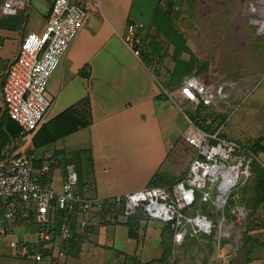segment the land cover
I'll return each mask as SVG.
<instances>
[{
  "label": "crops",
  "instance_id": "1",
  "mask_svg": "<svg viewBox=\"0 0 264 264\" xmlns=\"http://www.w3.org/2000/svg\"><path fill=\"white\" fill-rule=\"evenodd\" d=\"M76 1L69 0V3ZM52 2L26 0L25 8L15 15L0 16V71L13 61L20 41L27 34L44 28ZM172 3L173 0H98V11L89 15L62 58L61 67L48 80L47 92L53 105L30 150L36 168L45 150L55 152V164L47 178L40 181L42 184L59 190L66 168L73 165L79 182L86 181L82 184L94 189V195L89 197L105 199L138 191L134 189L142 185L138 181L148 186L157 173L167 175L166 169L161 172V166L167 157L165 144L169 145L173 132L169 116L171 113L177 116L176 111L181 109L166 93L177 90L184 80L194 75L173 76L174 64L164 67L170 62L167 64L163 48L153 41L158 33L153 23L156 9H171ZM129 25L135 26L141 37L138 57L123 39ZM181 55L185 57L184 52ZM185 109L188 108L182 111ZM6 118L0 96V128L7 134V137L0 136V147L18 137L19 126ZM79 122L86 125L79 127ZM5 125L10 128H4ZM70 127L75 131L61 134ZM186 130L179 139L171 138L172 142L182 141L186 145L183 138ZM263 136L260 144L264 147ZM124 222L79 232L66 246L64 242L59 245L66 249L63 256L43 249V260L39 263L30 260L28 264H127L128 258L146 263L161 257L162 224L143 220L133 238ZM261 225L257 222L246 232L258 244L250 249L243 264H264V227ZM101 227H110V230L101 233ZM27 228L23 225L11 228L0 241V252L16 258L9 246L15 240L14 235L21 244L35 242L38 227L29 231ZM120 228L128 243L122 249L105 244L106 236L112 232L116 239ZM148 250L154 251V255L149 252L147 259Z\"/></svg>",
  "mask_w": 264,
  "mask_h": 264
},
{
  "label": "built area",
  "instance_id": "2",
  "mask_svg": "<svg viewBox=\"0 0 264 264\" xmlns=\"http://www.w3.org/2000/svg\"><path fill=\"white\" fill-rule=\"evenodd\" d=\"M25 5L26 0H0V14L13 16ZM97 5L98 0H77L73 4L69 0H53L44 28L27 34L20 41L13 61L0 71L2 113L20 128L17 139L2 145L0 151V241L16 225L36 224L35 242L9 243L16 257L34 263L43 260L41 250L56 251L61 257L66 249L59 245L64 242L66 246L79 232L121 223L137 211L148 220L162 225L170 223L175 245H181L188 236H209L214 228L212 219L201 213L187 216L182 212L199 195L203 205L221 211L225 220L227 201L239 194L250 176L253 155L242 145L221 136L224 122L212 130L191 123L183 134L185 144L193 151L191 164L184 179L173 185L147 186L102 199L77 194L78 174L69 167L59 190L38 180V173L47 175L55 164L54 150H45L36 172L34 156L30 153L35 134L46 122L53 105L47 94L48 80L89 15L98 11ZM123 39L138 57L141 37L137 28L129 25ZM225 86L216 87L193 75L177 90L166 94L177 105L195 111L200 105L211 106L214 94L227 97ZM237 211V220L244 221V208ZM219 225L222 226V220Z\"/></svg>",
  "mask_w": 264,
  "mask_h": 264
},
{
  "label": "rangeland",
  "instance_id": "3",
  "mask_svg": "<svg viewBox=\"0 0 264 264\" xmlns=\"http://www.w3.org/2000/svg\"><path fill=\"white\" fill-rule=\"evenodd\" d=\"M171 12L173 24L182 32L183 37L176 35L173 27L172 30L168 27H160L163 32L157 30L158 33L153 41L161 49L163 48V58L168 59L167 64L170 62L164 67H171L174 64L171 74L179 78L194 74L204 82L213 83L216 87L225 84L224 92L227 97L219 98L214 94V103L210 108L215 115L221 116L222 120L227 117L226 124L222 128L224 137L245 146L256 141L264 134V0H173ZM172 43L180 47L184 46L185 57L180 56L182 52L174 50L175 46ZM60 67L61 63L54 73ZM153 72L157 75L156 71ZM158 81L160 82L159 78ZM180 109L182 111L183 107L180 106ZM181 111H176L177 116L174 113L169 116L170 130L173 131L171 138L179 139L182 132L190 126L186 118L189 119L192 116V111L190 109H185L183 113ZM221 118L216 119L211 130L219 125ZM171 138L169 145L165 144L167 157L161 166V172H165L166 169L168 176L173 177L175 181L184 178L187 174L193 151L182 144V141L172 142ZM69 168L74 169V166ZM251 168L257 172L256 162L251 165ZM36 169L38 168L34 167L35 171ZM82 183L87 182H79L78 179L75 192L86 197L94 195V189ZM138 183L142 185L134 188L135 190L147 187L144 181H138ZM241 188L243 187H240V190ZM240 190L236 197L231 198L233 202L230 203L229 210L225 211L226 215H232V217L225 215V220L221 211L203 205L198 195L195 207L188 213L199 212L208 219H212L214 228L211 235L188 236L181 245H175L172 240L173 250L165 262H158L160 257L150 259L144 264H243V257L239 254L238 248L245 235L244 224L247 215L252 211L247 204V194H243ZM242 207L243 212L246 213L245 220L238 221L237 209ZM182 213L187 215V211ZM251 217V224L254 225L257 222L264 224V212L260 207H254ZM221 220L222 226L219 225ZM147 222L161 224L155 220H147ZM23 226L34 230L37 228L36 224ZM29 228H27L28 231ZM122 229L118 230L116 239H113L110 232L104 243L122 249V245L128 243L125 242L126 237ZM34 230H32L33 237ZM99 230L104 233L109 231L110 227H101ZM13 238L17 242L16 235ZM149 252L151 256L154 255V251L148 250L145 253L147 259L150 257ZM16 262L28 264L30 260L7 256L5 251L0 252V264Z\"/></svg>",
  "mask_w": 264,
  "mask_h": 264
},
{
  "label": "trees",
  "instance_id": "4",
  "mask_svg": "<svg viewBox=\"0 0 264 264\" xmlns=\"http://www.w3.org/2000/svg\"><path fill=\"white\" fill-rule=\"evenodd\" d=\"M170 12H171V9L168 7L165 9L164 8L163 9L162 8L156 9L155 18L153 21L156 29L157 30L159 29L163 32V29H161V28H163V26L166 28L168 27L171 30L173 27L174 33L178 36L182 35V37H183L182 32L174 26L172 18L170 17ZM164 31L167 32V30H165V29H164ZM172 45L175 46L174 48L177 52H180V53L185 52L184 46L180 47L176 43H172ZM211 107L212 106L204 107V106L200 105L195 111L192 112V116L189 118L190 122L194 125H197L201 129L206 128V130H209L211 128V126L213 125V123L216 121V119L221 118V116L214 114V111H212L210 109ZM203 111H206V112H203ZM226 118H224L223 120L221 118L220 124H223L224 122H226L225 121ZM6 119L11 122V120L8 117ZM13 123H15V122H13ZM44 125L41 127V129L44 127ZM84 125H86V123L79 122V127L84 126ZM7 126L8 125H5L4 128H10ZM75 129H77V126L75 127ZM75 129H72L70 127L69 129H67L65 131H61V134L65 135L68 133H72L73 131H75ZM19 131H20V128H19ZM19 131L17 134H19ZM1 135L4 137H7V134L4 133V130H1V128H0V136ZM36 136L37 135H35V137L33 139V145H34V140H35ZM221 136L224 137L223 132H221ZM53 138H51V139H53ZM262 139H263L262 137H259L256 141L250 143L249 145L247 144V146L242 145V148L249 151L251 153V155H253V158H252L251 163H250V176L248 177V179L246 180V182L242 186L243 188H241V190L240 189L239 190L241 192L243 191V194H247V202H248L247 204H248V206H250L252 212H253L254 207H256V208L260 207V208H262V211L264 212V147L260 144ZM50 141L51 140H49L48 142H50ZM186 147L190 148L189 146H186ZM0 151H1V147H0ZM261 156H262V158H261ZM257 160H259V162ZM254 162H256V164L258 166V169H256L257 172L253 171L251 168V165ZM37 177H38L39 181H42V179L47 178V175H41L38 173ZM183 179L184 178H182V179L179 178L178 180L173 181V177L168 176V174L163 175V174L157 173L156 176L152 177V179L149 183V186H151V187L169 186V185L175 184L176 182L182 181ZM197 198H198V196H197ZM232 202L233 201H231V198H229V200L227 201V206L224 210V214H225V211H227L226 209L229 210V207H230L229 205ZM193 207H195V203L189 209L184 210V211H187V216L194 215V213H188L189 210H192ZM204 210H202V212ZM252 212L247 215V219H246V222L244 224L245 225V229H244L245 235H243V238L240 242V246L238 248L239 254L241 255V257H243V262H245L246 256L250 252V249L258 244L257 241H252V238L250 236L246 235V232H248V230L253 229V226H254L253 224H251L252 222L250 221V219L252 218L251 217ZM184 215H186V214H184ZM226 216H228V215H226ZM228 217H232V215H229ZM143 220L147 221L148 219L144 216V214L141 211H137L134 215L128 216L125 219L124 225H126L129 229L128 230L129 236H131L133 238L136 237V235H137L136 233L140 227V222ZM261 226L264 227V224L262 223ZM163 227H164V229H163V232L161 235V246L163 248V253L161 255V258L159 260H157L158 262H161V263L165 262V260H167L171 255V252L173 250L172 240H173V234H174V231H173L170 223L163 225ZM127 261L128 262L132 261L131 264H141V262L138 261V259L135 260L133 258H131V259L128 258ZM142 264H144V263H142Z\"/></svg>",
  "mask_w": 264,
  "mask_h": 264
},
{
  "label": "bare ground",
  "instance_id": "5",
  "mask_svg": "<svg viewBox=\"0 0 264 264\" xmlns=\"http://www.w3.org/2000/svg\"><path fill=\"white\" fill-rule=\"evenodd\" d=\"M263 24H264V22H263ZM218 257H220V256L218 255Z\"/></svg>",
  "mask_w": 264,
  "mask_h": 264
},
{
  "label": "water",
  "instance_id": "6",
  "mask_svg": "<svg viewBox=\"0 0 264 264\" xmlns=\"http://www.w3.org/2000/svg\"><path fill=\"white\" fill-rule=\"evenodd\" d=\"M236 243L238 244V242L236 241Z\"/></svg>",
  "mask_w": 264,
  "mask_h": 264
}]
</instances>
